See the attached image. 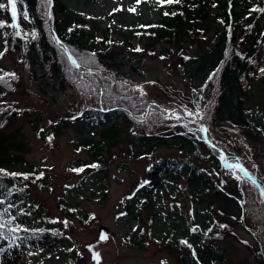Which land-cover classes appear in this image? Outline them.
I'll list each match as a JSON object with an SVG mask.
<instances>
[{
    "label": "rangeland",
    "instance_id": "374dc122",
    "mask_svg": "<svg viewBox=\"0 0 264 264\" xmlns=\"http://www.w3.org/2000/svg\"><path fill=\"white\" fill-rule=\"evenodd\" d=\"M63 1L74 11L101 20L104 26L121 30L137 29L147 21L159 20L162 8L158 0H140L139 4L137 0ZM131 8L135 11H129ZM20 13L17 6L14 21L24 26L26 21ZM209 28L206 44L201 49L195 45L170 50L157 45L140 52L144 61L140 74L135 77L149 98L162 105L164 111L179 110V105L187 111L194 110L191 96L201 78L197 77L198 73L191 74L196 71L194 66L185 67L180 61L185 55L199 56L214 46L212 38L220 26L212 22ZM0 61L19 76L16 89L0 95V103H11L25 112L23 118L14 120L4 129L5 135L17 134L15 140L5 144H22L21 151L12 148L9 153L20 154L24 164L4 168L18 173L34 169L43 177L42 184L28 183L25 195L12 193L8 196L0 182L3 185L0 187V221L5 223L0 229L3 233L0 264H67L71 260L74 264H97L94 258L97 253L99 264H256L248 248L255 243L250 230L255 231L256 227L243 217L240 219L237 204L206 193L199 198L194 185L183 176L173 174L162 178L156 193L143 194L141 185L146 181L149 164L160 158L187 155L173 148H160L153 156L131 158L115 148L111 153L103 152V164H93L89 145L81 144L84 136L79 133L78 120L60 129L53 127L61 117L75 119L82 101L72 96L71 90L56 92L54 99L37 90L13 53H6ZM131 63L137 64V61ZM263 88L260 82L253 87L249 100L253 110H264ZM112 122L113 117L105 114L94 130ZM39 128L46 132L55 129L52 141L40 137L36 132ZM214 131L218 140L232 148L237 161L248 171L258 172L264 183V134L245 132L243 137L250 145L248 148L236 146L228 136L230 131ZM123 134H127L125 127ZM201 149L205 158L197 162L210 170L213 164ZM79 169L83 171H77ZM213 178L227 198L236 200L241 188L235 172L229 170ZM139 193L144 198L140 199ZM208 207L209 213L205 211ZM208 216L213 221L210 241L192 235L189 226L198 220L196 223L202 228ZM17 225V230H29L12 239L8 229ZM43 225L53 226L58 231H39ZM139 237L141 248L129 242L130 238L138 240Z\"/></svg>",
    "mask_w": 264,
    "mask_h": 264
},
{
    "label": "trees",
    "instance_id": "16d2710c",
    "mask_svg": "<svg viewBox=\"0 0 264 264\" xmlns=\"http://www.w3.org/2000/svg\"><path fill=\"white\" fill-rule=\"evenodd\" d=\"M17 6L21 13H28L26 24L18 25V28L11 27L14 20L6 0L5 8L0 9V22L6 25L0 28V53H13L40 92L54 99L56 92L71 90L72 96L82 101L76 109L79 113L75 119L61 117L53 127L60 129L78 120L79 133L84 136L81 144L89 145L92 163L98 165L105 162L103 152L111 153L115 148L131 158L152 156L160 148H173L184 153L187 157L159 159L148 166L144 183L146 193L157 192L162 178L173 174L183 176L194 185L199 198L206 193L215 199L237 204L240 219L243 217L256 227L255 231L250 230L255 241L254 245H248L251 255L256 264H264V197L259 187L241 176V190L236 200L227 198L221 186L214 183L213 175L228 171L206 147L200 124L180 116L179 120L173 116L167 118L155 110L144 115L152 100L135 77L141 72L144 57H140V52L144 48L162 45L170 50L174 47L183 50L196 45L201 49L206 44L210 24L218 22L220 29L212 38L214 46L199 56L185 55L180 64L194 66L196 71L191 74L198 73L197 77L201 78L191 96L194 107L191 112L199 111L213 143L224 150L228 159H237L232 148L215 137L214 130L230 131L228 136L236 146L248 148L250 145L243 137L245 132L264 134V110H253L249 103L256 82L264 87V73L260 72L264 68V13L252 11L264 8V0H180L179 3H165L159 20L147 21L142 27L130 30L104 26L101 20L70 9L63 0H52L49 9L51 19L43 15L40 0H23V3L17 0ZM50 22L54 31H51ZM17 31L18 36L14 35ZM58 40L65 48L58 45ZM137 48L141 51H136ZM65 50L70 51L81 68L89 72L73 66ZM136 56L139 59H135ZM136 61L137 64L131 63ZM0 70V75L15 73L16 77H5L11 87L0 84V95L14 91L19 80L17 71L1 63ZM201 71L203 73L199 74ZM104 110L113 117V122L94 130L96 123L105 115ZM24 116V110L18 106L0 103V170H3L0 181L9 193H25L28 183L43 182L37 170L18 173L4 168L24 164L20 154L9 153L12 148L21 151L22 144H5L15 140L17 134L5 135L4 132L11 122ZM167 119L176 123L168 124ZM124 127L126 135L123 134ZM37 132L46 139L56 131L51 129L45 133L38 129ZM201 147L213 164L210 170H205L197 162L205 158ZM4 173L21 175L13 177ZM25 175L27 179H24ZM257 179L264 186L258 172ZM205 211L209 213L210 207ZM197 221L189 223L192 235L210 241L213 238L211 217L205 219L206 224L202 228ZM49 227L43 229L58 231ZM10 233L14 238L26 234L21 230ZM141 240V237L138 240L130 238L129 242L141 248Z\"/></svg>",
    "mask_w": 264,
    "mask_h": 264
},
{
    "label": "snow or ice",
    "instance_id": "6c2138e0",
    "mask_svg": "<svg viewBox=\"0 0 264 264\" xmlns=\"http://www.w3.org/2000/svg\"><path fill=\"white\" fill-rule=\"evenodd\" d=\"M21 3H23V0H20ZM140 0H137V4H139ZM179 3L180 0H158V3L163 6L165 3H168V4H171V3ZM6 3L8 5L11 6V17L13 20H15L17 18V0H6ZM40 4H41V7L43 8V15L46 16L48 19H51V15H50V7H51V4H52V0H40ZM5 8V0H0V9H3ZM117 11L118 10H122V9H116ZM129 11H135L134 8H131L129 9ZM252 11H256V12H261V13H264V8H254L252 9ZM20 15L23 16V18L25 20L28 19V13L25 11V12H22L20 13ZM165 15H168L167 12H165ZM6 25L3 23V22H0V28H3L5 27ZM11 27L13 28H18L19 26L17 24H13L11 25ZM14 35H19V31H17ZM33 38H35V35H33ZM57 43H59V41H57ZM67 51V50H65ZM136 51H141V49L137 48ZM2 55L3 53H0V58H2ZM69 59L71 60V57H69ZM185 59H187V57H185ZM73 66L75 67H79L80 65L75 61V60H71ZM260 72L261 73H264V68H261L260 69ZM0 73H2V70H0ZM12 77L13 79H15V73H3L2 75H0V84H3V85H6L8 86L9 88L11 87V85L8 83V81L5 79V77ZM211 78V77H210ZM154 83V82H152ZM141 93L143 94V90L140 89ZM186 112V115H188L189 117H191L193 120H195L197 117H199L200 119H203V117L200 115L199 111H196L195 113L191 112V111H187L185 110ZM174 118L176 119H180L179 116H177L175 113H172L171 114ZM0 127H2V125H0ZM201 132H204L206 133L207 132V129L206 128H203L201 127L199 129ZM221 160L225 163V165L230 168L231 170L233 171H239L241 173L244 174V176L248 177L249 180L252 182V183H255V179L250 175V173H248V171L239 163V162H235V163H232V164H228L227 163V158L223 155H221ZM91 167H97L96 165H92ZM77 171H83V169H79ZM0 172H3V170H0ZM4 175H11L13 177H16L18 175H21V174H18V173H4ZM28 177L25 175L24 176V179H27ZM0 179H2V177H0ZM239 179V178H237ZM0 187H3L2 184H0ZM141 187H143V185H141ZM262 195H264V193H262ZM264 202V201H262ZM0 203H2V201H0ZM11 206V205H9ZM7 211V209H5V212ZM30 215L28 213H22V215ZM13 219H16L15 217H13ZM67 222H65L66 224ZM5 227V223L0 221V229L4 228ZM221 227H226V226H221ZM19 228V225H17L16 227L14 228H11L10 231L11 232H15L17 231V229ZM29 229L28 228H23V231H28ZM195 229H193L194 231ZM3 233H0V236H2ZM101 239H106L105 236H101ZM181 243H187L186 241H181ZM190 246V245H189ZM96 260H97V264H99V254L97 253L94 257Z\"/></svg>",
    "mask_w": 264,
    "mask_h": 264
},
{
    "label": "water",
    "instance_id": "95a60500",
    "mask_svg": "<svg viewBox=\"0 0 264 264\" xmlns=\"http://www.w3.org/2000/svg\"><path fill=\"white\" fill-rule=\"evenodd\" d=\"M213 147H214L215 150H218V148L215 147L214 145H213ZM228 164H232V163H228ZM260 189H261V193H264V190L262 188H260Z\"/></svg>",
    "mask_w": 264,
    "mask_h": 264
}]
</instances>
